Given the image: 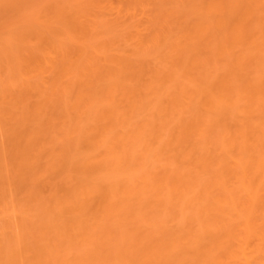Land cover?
Here are the masks:
<instances>
[{
    "label": "bare ground",
    "instance_id": "6f19581e",
    "mask_svg": "<svg viewBox=\"0 0 264 264\" xmlns=\"http://www.w3.org/2000/svg\"><path fill=\"white\" fill-rule=\"evenodd\" d=\"M0 264H264V0H0Z\"/></svg>",
    "mask_w": 264,
    "mask_h": 264
}]
</instances>
